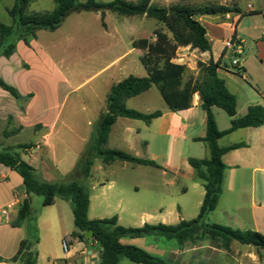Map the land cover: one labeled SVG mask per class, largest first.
<instances>
[{
  "label": "crops",
  "instance_id": "1",
  "mask_svg": "<svg viewBox=\"0 0 264 264\" xmlns=\"http://www.w3.org/2000/svg\"><path fill=\"white\" fill-rule=\"evenodd\" d=\"M96 1L108 3L112 0ZM169 1L174 3L171 5L236 6L239 10L237 14H227V17L225 15L198 18L211 43L210 50L199 52L189 46L181 47L179 50L186 53L181 55L180 59L190 61L187 66L191 70L196 69L195 63L197 62L207 63L209 60L214 63L219 62L217 75L224 81L227 91L236 98L234 119L243 117L250 106L259 105L264 110V21L262 17L264 0H252L253 3L248 2L243 10L239 8L238 0ZM14 2L15 0H0V7L6 12V9L11 8ZM41 32L43 31L37 32L36 38L29 45L17 42L15 51L10 57H0V79L13 87L21 97L31 95L26 103H19L0 88V150L10 149L17 152L21 159L36 169L45 181L57 182L72 172L81 152H79L80 148L74 151L75 140L72 137L65 139L58 131H55L64 100V98L59 100L57 84L61 81L65 82V79L52 48L40 41ZM232 36L239 38L243 43V54L239 58V67H232L228 63L231 58L224 49V41ZM105 68L107 66L103 70ZM112 85L114 84L109 85L108 91ZM200 105L201 101L197 94L192 96L191 107L185 111L171 112L164 104L160 110L162 115L149 125L144 124V128L147 129L157 123L158 131H142L141 128L132 131L130 127L135 124L132 122L137 120L117 118L111 127L106 143L109 144L112 141L113 145L121 143L127 146L130 144L129 138L133 132L137 135L144 133L151 136L154 134L163 139L173 127H176L177 131H182L183 141L203 147L194 149L199 155L186 154L181 158L182 169L173 166L170 169L176 179L186 175L191 188L197 190L201 197L198 202L199 208L204 189L199 182L194 180V171L188 165L187 160L188 158L206 159L209 156L206 145L195 141L205 136V113ZM211 111L218 131L227 130L230 127L231 118L216 107H212ZM35 126H41L43 131H32ZM67 132L74 135L81 144L86 142V138L78 136L75 131ZM22 133L26 134L25 142L11 143L9 141ZM142 143L145 147L149 145L146 140ZM240 143L244 144V147L230 151L222 157L226 169L221 195L215 210L206 216L204 223L222 225L233 230H251L264 235V124L257 128L235 130L217 142L219 147ZM59 146L72 151L71 157L66 162L57 153ZM109 149L122 150L121 148ZM112 186L113 182H109L108 188ZM187 192V188L182 189V193ZM25 197L21 177L0 165V264H20L19 261L10 263L8 260L16 254L20 242L25 237L24 225L19 228L11 226L17 218L19 204ZM35 198V196L30 197L31 205L34 200H37ZM54 206L57 209L55 217L51 220L55 231L52 239L57 243L60 240L69 239L70 250L67 254H63L61 260H58L59 256L52 250L39 251L37 257L42 254L52 264H97L99 250H92L90 254L87 250V247L93 245L94 242L83 243L71 237L75 229L69 227V222L65 223V213L72 214L69 203L55 199L53 205L49 207ZM106 208H110V205L105 204ZM111 208V211L103 210L107 216H99V218L91 216L94 207H92L89 196L88 219H105L116 216L117 224L122 227L151 224L148 220L151 217H156L157 223L164 225H176L184 220L180 207H177L175 214L173 212L164 213L160 210L156 216L144 209L140 210L139 224H122L121 217L114 214L115 210L112 206ZM120 242L124 245L138 247L170 264H264V250L235 241L229 243L228 249H224L219 240L208 239L183 245L160 237L123 238ZM38 246L39 243L35 246L36 251ZM124 260L121 259L118 264H127ZM35 264H38L37 258Z\"/></svg>",
  "mask_w": 264,
  "mask_h": 264
},
{
  "label": "trees",
  "instance_id": "2",
  "mask_svg": "<svg viewBox=\"0 0 264 264\" xmlns=\"http://www.w3.org/2000/svg\"><path fill=\"white\" fill-rule=\"evenodd\" d=\"M54 8L49 12H29L32 0H15L13 6L6 9L11 18V25L0 23V57L8 58L14 51L17 42L25 45L36 38L39 31L54 32L65 18L72 13L95 12L100 16L101 26L105 28V14L112 12L122 17H146L162 24L171 34L169 38L164 32L156 30L154 41L136 40L132 48L145 52L143 65L148 67L145 77L132 75L112 85L105 101V109L99 115L84 152L78 158L67 182H47L40 173L23 161L17 152L10 149L0 150V165L18 174L25 189L26 197L21 201L17 218L12 227H25V237L20 242L16 254L8 260L10 263L35 264L38 244L34 210L30 197L41 198V205L49 207L55 199L69 203L74 231L71 237L79 242L92 241L99 243L97 264H118L125 259L132 264H170L146 251L120 241L123 238L137 239L160 237L174 241L178 245L196 243L203 239L219 240L224 249L230 242L251 245L264 250V235L251 230H233L217 224H205L206 216L215 210L222 191L225 165L222 157L226 153L244 147V144H233L219 147L220 138L243 128H257L264 124V110L259 105L250 106L246 114L234 119L236 98L230 94L224 81L217 75L219 62L209 60L207 63H197L198 75L183 81L186 71L184 65L171 62L176 50L189 46L199 52L210 50L211 43L205 28L198 18L203 16H225L237 14L239 10L234 5H198L190 6L175 4L167 8L151 5V0H112L108 3L96 0H52ZM264 21V13H262ZM161 66L152 67L153 61L161 62ZM155 86L167 110L171 112L185 111L191 107V99L197 94L201 101V109L205 113V136L195 141L206 145L209 156L206 159L188 158L187 163L194 171V180L204 189V196L197 216L189 221H180L176 225L144 224L139 228L122 227L117 224L116 216L105 219H88L90 191L85 182L90 177L91 167L95 158L104 163L115 161L126 162L138 166L160 168L154 161L131 156L123 151L106 149L108 135L117 118L141 121L149 125L159 118V110L144 114L126 107V101L134 98ZM0 88L9 93L17 102L26 103L31 95L21 97L11 86L0 79ZM212 107L222 110L229 118L230 127L218 131ZM92 232V239L84 235Z\"/></svg>",
  "mask_w": 264,
  "mask_h": 264
},
{
  "label": "rangeland",
  "instance_id": "3",
  "mask_svg": "<svg viewBox=\"0 0 264 264\" xmlns=\"http://www.w3.org/2000/svg\"><path fill=\"white\" fill-rule=\"evenodd\" d=\"M86 1L79 0L81 3ZM129 1L137 2L138 0ZM237 2L241 10L248 2L253 3L252 0H238ZM171 4L174 3L169 0H151V5L158 7L167 8ZM53 8L52 0H34L29 11L49 12ZM0 23L11 25V18L1 7ZM104 23L105 28L101 26L100 16L95 12L72 13L65 18L57 30L54 32L43 31L40 36L42 44L52 48L65 79V82L61 81L57 84L59 100H63V98L64 100L55 131H58L60 136H64L65 139L72 137L75 140L74 151L80 148L81 154L86 149L99 115L104 111L109 85L115 84L129 75L140 78L146 76L148 67L143 65L145 52L132 49V43L140 39L153 42L156 30L164 32L169 38L171 37L162 24L144 16L122 17L112 12H106ZM184 53L186 52H182L178 48L171 62L186 67L183 75V81H186L188 78H195L198 75L197 63L199 62L195 63L196 69L191 70L187 66L190 61L180 59ZM162 61L164 60L153 61L152 67L161 66ZM228 63L230 62L228 61ZM106 66L107 68L103 70ZM126 107L148 114L156 110L160 111L164 107V102L157 88L152 86L145 93L127 100ZM132 123H135L130 127L132 131H136L137 128H141L142 131L159 130L157 123L147 129L144 128V123L141 121ZM32 131H43V128L35 126ZM67 131H75L78 136L85 137L86 142L81 144L74 135H70ZM181 136L182 131H177L176 127H173L163 139L154 134L151 136L144 133L137 135L133 132L129 138L130 144L127 146L121 143L113 145L112 141L106 144V149L121 148V151L131 156L154 161L160 168L119 161L106 164L100 158H95L90 177L83 182L90 191V200L94 207L91 216L97 218L107 216L103 210L111 211L112 206L115 210L114 214L121 217L122 224L137 225L140 222V210L146 209L151 215L156 216L160 210H163L164 213L173 212L175 214L177 207H180L184 220L194 219L197 216L198 202L201 197L197 190L191 188V183L187 180L186 175L176 179L170 167L182 169L181 158L186 154L189 156L199 155L194 149L203 146L183 141ZM26 140V134L22 133L9 141L21 143ZM143 140L149 142L148 147L143 145ZM71 152L61 146L57 148V153L64 158V162L71 157ZM70 175L71 173L57 182L74 180L70 178ZM109 182H113L111 188H108ZM183 188L188 189L186 194L182 193ZM35 199L37 200H34L32 208L39 243L37 252L52 250L59 256L58 260H61L64 254L62 240L57 243L52 239L55 236V231L51 220L55 217L57 208L56 206L43 207L39 204L41 198L36 197ZM100 201L101 203H99ZM105 204L110 205V208L105 209ZM140 207L145 208L141 209ZM72 219V214L65 213V223L69 222L71 229H73ZM148 220L151 222L150 225L159 224L156 217H151ZM168 222L171 221L168 220ZM37 260L38 264H52L42 254L37 257Z\"/></svg>",
  "mask_w": 264,
  "mask_h": 264
},
{
  "label": "built area",
  "instance_id": "4",
  "mask_svg": "<svg viewBox=\"0 0 264 264\" xmlns=\"http://www.w3.org/2000/svg\"><path fill=\"white\" fill-rule=\"evenodd\" d=\"M226 17H227V14H226ZM224 49L230 55L231 66L232 67H239V58L243 54V43H242V41L239 38L232 36L229 39L224 41ZM62 250H63L64 254H67L69 252V250H70L69 239L62 240ZM91 251H88V253L90 254Z\"/></svg>",
  "mask_w": 264,
  "mask_h": 264
},
{
  "label": "water",
  "instance_id": "5",
  "mask_svg": "<svg viewBox=\"0 0 264 264\" xmlns=\"http://www.w3.org/2000/svg\"><path fill=\"white\" fill-rule=\"evenodd\" d=\"M29 202H31V200L29 199ZM84 238L89 240V239H92V232H87L85 235H84ZM100 249V245L99 243H95L93 245H89L87 247V250L88 251H91V250H99Z\"/></svg>",
  "mask_w": 264,
  "mask_h": 264
}]
</instances>
